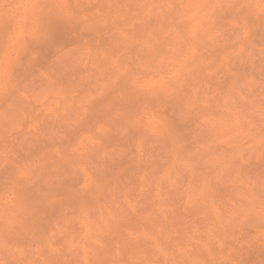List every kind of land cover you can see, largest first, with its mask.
<instances>
[{
  "label": "rangeland",
  "instance_id": "obj_1",
  "mask_svg": "<svg viewBox=\"0 0 264 264\" xmlns=\"http://www.w3.org/2000/svg\"><path fill=\"white\" fill-rule=\"evenodd\" d=\"M0 264H264V0H0Z\"/></svg>",
  "mask_w": 264,
  "mask_h": 264
},
{
  "label": "bare ground",
  "instance_id": "obj_2",
  "mask_svg": "<svg viewBox=\"0 0 264 264\" xmlns=\"http://www.w3.org/2000/svg\"><path fill=\"white\" fill-rule=\"evenodd\" d=\"M128 245H131L130 243H127Z\"/></svg>",
  "mask_w": 264,
  "mask_h": 264
}]
</instances>
